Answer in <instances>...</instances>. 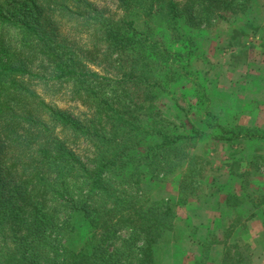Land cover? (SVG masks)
<instances>
[{
    "label": "trees",
    "instance_id": "1",
    "mask_svg": "<svg viewBox=\"0 0 264 264\" xmlns=\"http://www.w3.org/2000/svg\"><path fill=\"white\" fill-rule=\"evenodd\" d=\"M7 1L0 0V264H159L177 234L176 208L201 200L209 176V161L191 150L205 137L264 144V129L220 124L208 111L207 132L170 129L159 100L194 76L191 40L178 23L217 26L248 15L256 0H111L115 10L92 0ZM38 90L85 112L58 109ZM175 175L177 201L152 200L144 179ZM223 203L225 239L258 215L264 228V194L240 185ZM238 251L226 245L221 263H247Z\"/></svg>",
    "mask_w": 264,
    "mask_h": 264
},
{
    "label": "rangeland",
    "instance_id": "2",
    "mask_svg": "<svg viewBox=\"0 0 264 264\" xmlns=\"http://www.w3.org/2000/svg\"><path fill=\"white\" fill-rule=\"evenodd\" d=\"M92 1L98 6L106 3L110 9L115 10V4L111 0ZM261 1L264 3V0ZM261 1L258 4L255 1L251 9L254 13L249 17L237 16L217 26L195 30L188 27L183 20L178 23L180 35L191 40V51L194 55L190 59V66L194 76L176 84L172 97L163 96L159 100L164 117L173 123L170 129L183 133L189 131L193 125L207 132L204 125L205 111L217 116L220 124L264 129V26L263 22L258 23L260 16L264 21V9L263 13L261 10L264 7H256L261 5ZM20 2L21 0H8L6 4L15 7ZM59 33L81 46L86 45V38L77 35L76 31L60 28ZM38 92L43 95L41 90ZM197 95L203 96L204 100L200 102ZM257 95L260 99L258 102L253 100ZM43 97L58 109L69 111L75 116L85 112L84 108L64 98ZM175 99L187 111L178 110ZM82 149L76 152L80 154L84 150ZM191 153L207 159L210 163L209 176L202 190L203 197L185 205L190 208L197 206L199 211L193 210V215L197 218L192 221L195 224L191 222L189 225V218L182 211L186 207L176 208L177 234L173 236L174 242L168 246L167 251L160 255L159 264H176L178 259L174 260V245L178 247L179 240L189 236H193L202 248V253H199L193 264H222L221 259L214 263L209 260L210 254L214 255V251H211L213 244L219 245L222 254L226 245H237L240 258H248L247 263L240 264H262L256 262V257L259 248H264L263 234L257 236L255 242L251 238L236 240V236H233L234 240L232 236L225 239L227 209L223 200L228 191H237L240 185L245 186L251 196L264 194V144L244 142L229 146L205 137ZM256 164L259 166L258 170H255ZM178 179V175L165 181L145 178V189L152 200L175 203L178 199ZM239 211L242 217L249 214L247 206H242ZM205 222L209 223L207 228ZM179 223H183L186 229L181 228ZM252 230L256 231L255 228ZM231 253L233 255L234 249Z\"/></svg>",
    "mask_w": 264,
    "mask_h": 264
},
{
    "label": "crops",
    "instance_id": "3",
    "mask_svg": "<svg viewBox=\"0 0 264 264\" xmlns=\"http://www.w3.org/2000/svg\"><path fill=\"white\" fill-rule=\"evenodd\" d=\"M260 1L256 0V4H258V2H260ZM259 4H261L262 6L256 5L257 8L264 7L263 2L259 3ZM263 9L264 8H261L262 13H263ZM251 13L253 14L254 12L251 10L247 16L249 17L251 15ZM260 17L258 18V23L263 22L262 24L264 26V21ZM258 98L259 97L257 95L256 97H254L253 100L258 102V101H260V99H258ZM213 101H214V99H213ZM248 102H250V101H248ZM196 208H197V206H196ZM196 208H190V207L182 208L183 209L182 211L184 212V216L189 218V225L191 224V222L193 220H195L197 218L196 215H193V212H194L193 210H195ZM196 210L199 211L198 209H196ZM179 224H180L181 228L186 229V227L183 225V223L182 224L179 223ZM192 224H195V223L192 222ZM208 224L209 223L205 222L206 228H207ZM246 226H247V228L244 232L243 231L239 232V230H235L233 232L232 238H233V236H236V240L241 239L242 241L246 240V238H249V239L251 238V241L255 242L258 239L257 236H259L260 234L264 235V229L262 227V222H261L259 215L254 217L252 220L248 221ZM254 228L256 229V231L252 230ZM255 232H257V233H255ZM234 239H235V237L233 238V240ZM177 244H179V246L175 247V245H174V248H173V250L175 251V255H176V256L174 255L176 257L174 260L178 259L176 264H193L197 260V258H198L197 256H199V253L201 252V249H202L200 247V245H198L197 240L195 238H193V236H189V238H187V237L181 238ZM186 244H188L189 246ZM218 246L219 245L213 244L212 248H211V251H214V255L210 254L209 260L212 261L213 263L215 261H217V259L219 261L222 257V251H221V249H219ZM259 249H260V251H258V253H257L256 262H260V263L262 262V264H264V248L260 247ZM255 256H256V252H255ZM255 256H254V260H255Z\"/></svg>",
    "mask_w": 264,
    "mask_h": 264
}]
</instances>
